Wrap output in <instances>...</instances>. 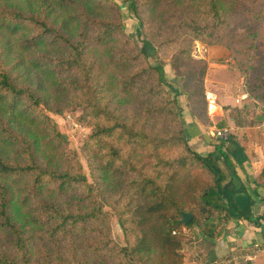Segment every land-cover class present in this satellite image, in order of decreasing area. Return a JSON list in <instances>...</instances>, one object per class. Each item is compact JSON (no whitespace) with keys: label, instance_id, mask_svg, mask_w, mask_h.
I'll return each mask as SVG.
<instances>
[{"label":"trees","instance_id":"16d2710c","mask_svg":"<svg viewBox=\"0 0 264 264\" xmlns=\"http://www.w3.org/2000/svg\"><path fill=\"white\" fill-rule=\"evenodd\" d=\"M123 1L153 53L173 49L179 91L126 34L112 0H0V264H184L193 224L217 238L230 220H252L264 164L248 188L239 171L249 158L229 129L207 154L192 149L177 95L210 127L209 63L193 58L191 45L216 44L219 29L242 15L259 41L260 16L249 0ZM261 55L262 72L252 76L248 60L240 68L254 101L264 99ZM41 106L82 110L92 128L81 146L92 183ZM239 192L249 196L245 211L233 200ZM182 213L192 215L186 224ZM112 216L125 245L111 237Z\"/></svg>","mask_w":264,"mask_h":264},{"label":"crops","instance_id":"0c3cea01","mask_svg":"<svg viewBox=\"0 0 264 264\" xmlns=\"http://www.w3.org/2000/svg\"><path fill=\"white\" fill-rule=\"evenodd\" d=\"M214 47V46H213ZM208 46L203 47V56L208 60L209 68L205 78V87L215 96V110L217 112L213 126L205 128L185 117V130L189 144L200 154L205 155L213 150L209 130L216 129L220 121V129H229L237 136L239 143L245 148L248 161L244 163V170L239 171L243 183L249 188L251 180L264 164V130L256 122L258 108L251 102V97L241 103L235 102L237 90L242 87V77L238 70L228 66L227 60L219 61L218 50ZM219 62V63H218ZM169 87L173 92L179 91V84L175 78L169 80ZM181 94L177 95V98ZM182 100V98H181ZM178 102L180 99L178 98ZM224 120H221L223 119ZM253 119V120H252ZM264 187L258 189V195L252 196L250 205L252 220H230L225 230L217 238H207L199 235L196 247L188 242L184 246V264H207L212 261L222 264H235L234 258L247 252H254V264H264ZM256 220V221H255ZM188 232V230H186ZM198 233L195 229L194 235Z\"/></svg>","mask_w":264,"mask_h":264},{"label":"rangeland","instance_id":"374dc122","mask_svg":"<svg viewBox=\"0 0 264 264\" xmlns=\"http://www.w3.org/2000/svg\"><path fill=\"white\" fill-rule=\"evenodd\" d=\"M112 1L116 3L118 6H120V13L122 15V19L125 24L126 34L129 35L138 44V46H142L146 50V52L150 56V61L152 64H157V63L162 64L164 70V79L166 84L168 85V83H170L169 80H171L172 78H175L177 80V78L175 77V71L173 70V67L170 64V55L171 52H173V49L166 48L163 46L161 47L158 45V51L156 53H153L154 47L150 43L145 42L143 40L144 39L143 34L139 35L137 32V19L131 13L128 7L129 4L123 0H112ZM249 5H250L249 11L252 14H256V15L258 14L260 16L259 22L261 25L258 29L260 36V39H258L259 41H256V39L254 40L252 37L248 36L249 31L247 30V27L249 25L243 23V15H242L241 17H235L233 18V20H231L230 28L221 27L219 29L218 36H220V39H218V42L216 44L208 45L199 41H194L191 45V54L193 58L198 60H205L208 62V60L202 57L204 50L203 47L208 48V46L210 47L214 46L213 48L215 49L217 48L216 50H218L217 52H219V55L224 56V58L220 57L219 61L224 62L223 60L226 59L228 66L232 69L238 70L240 74H241L240 68H245L248 66L247 65L248 63L246 64L247 60L250 63V65L253 66V70L251 71L252 76H254L255 73L262 72L263 70L260 61V56H262L261 54L264 52V0H249ZM260 7L262 8L261 9L262 11H260L261 13L257 12L256 9H254V8L259 9ZM162 39L163 36L159 34L158 40L161 41ZM253 44H255L256 46L255 48L253 47ZM187 68H189L188 65ZM205 78H204V84H205ZM243 85L244 83L242 81V86ZM206 91L209 90H207L204 85L205 101H206V97H205ZM178 98L180 99V102L178 103L180 108L179 118L182 122L183 128L185 129L186 126L185 124L186 121L183 114L186 115L185 113L188 112V115L190 116L189 118H191V120L197 122L199 125L208 129L207 126H204L202 124V122H204L206 118H204L201 109L198 107L197 109L193 110L192 109L193 106L191 107V105L187 103V98L185 97L184 94H181ZM251 102L258 108V110H256L257 114L254 113L255 114L254 117L257 116L256 122L259 123L263 119V115H264L263 113L264 99L260 101H254L253 99H251ZM206 103H207V114L212 118V121L214 120L215 122V120L218 119L216 118L217 112L215 111L214 113H210L214 111L210 109V106L214 104H211L208 107V102L206 101ZM40 109L50 117L51 124H54L55 128L61 134H63V136L67 141L68 147L77 150V152L79 153L80 161L83 165L84 171L88 178V181L92 183L94 181L93 177L90 175L86 160L81 153V146L83 145V142L86 140L88 135L91 133L92 128L89 122L87 121V119L82 116V110L80 108H73L72 110L65 109L62 114H57L45 109L44 106H41ZM221 120H224V118ZM213 124L211 126H213ZM215 127L217 128L209 130L210 139L213 141L217 140V137H220L216 133L217 130H220V126L217 125ZM190 147L194 149L191 145ZM104 209L107 210L108 212H111L109 207H105ZM110 222H111L112 239L115 242H117L119 245H125L124 235L120 226L116 222V218L112 216ZM195 229L198 228L193 224L191 228L188 230V232L187 231L185 232L190 237L194 235Z\"/></svg>","mask_w":264,"mask_h":264},{"label":"built area","instance_id":"2783aa9c","mask_svg":"<svg viewBox=\"0 0 264 264\" xmlns=\"http://www.w3.org/2000/svg\"><path fill=\"white\" fill-rule=\"evenodd\" d=\"M205 97H206V101L208 102V107L211 104L215 105V96L212 92L210 91H206L205 92ZM250 95L248 93V91L246 90V87L243 85L239 90L238 93L235 97V102L236 103H241L243 100L249 98ZM209 109V108H208ZM264 113V111H263ZM260 128L262 130H264V115H263V119L260 123ZM228 130L227 129H220L217 130V135H219L220 137H225L227 135ZM199 240V234L197 233L196 235L190 236L189 238V243L192 247H196L197 243ZM257 252V250H255L254 252L250 253H244L241 254L240 256L234 258V262L235 264H254V257H255V253ZM207 264H222L221 262H217V261H212L209 262Z\"/></svg>","mask_w":264,"mask_h":264},{"label":"water","instance_id":"95a60500","mask_svg":"<svg viewBox=\"0 0 264 264\" xmlns=\"http://www.w3.org/2000/svg\"><path fill=\"white\" fill-rule=\"evenodd\" d=\"M233 200L240 211H245L249 206V196L244 192L236 193L233 196ZM192 215L190 213H182L181 223L186 224L191 220Z\"/></svg>","mask_w":264,"mask_h":264},{"label":"bare ground","instance_id":"6f19581e","mask_svg":"<svg viewBox=\"0 0 264 264\" xmlns=\"http://www.w3.org/2000/svg\"><path fill=\"white\" fill-rule=\"evenodd\" d=\"M210 109L213 111V110H215V106L214 105H211L210 106Z\"/></svg>","mask_w":264,"mask_h":264}]
</instances>
